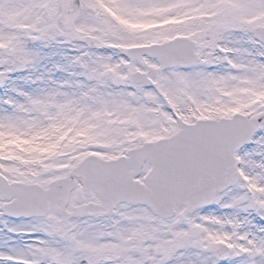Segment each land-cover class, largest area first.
<instances>
[{"label":"snow or ice","instance_id":"snow-or-ice-1","mask_svg":"<svg viewBox=\"0 0 264 264\" xmlns=\"http://www.w3.org/2000/svg\"><path fill=\"white\" fill-rule=\"evenodd\" d=\"M0 264H264V0H0Z\"/></svg>","mask_w":264,"mask_h":264}]
</instances>
